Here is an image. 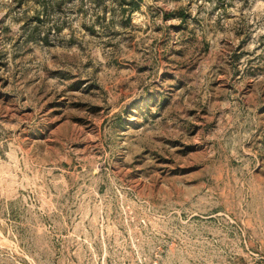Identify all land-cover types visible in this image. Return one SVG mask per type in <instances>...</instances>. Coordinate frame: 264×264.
Instances as JSON below:
<instances>
[{
	"label": "rangeland",
	"instance_id": "obj_1",
	"mask_svg": "<svg viewBox=\"0 0 264 264\" xmlns=\"http://www.w3.org/2000/svg\"><path fill=\"white\" fill-rule=\"evenodd\" d=\"M120 10L0 0V264H264V0Z\"/></svg>",
	"mask_w": 264,
	"mask_h": 264
},
{
	"label": "trees",
	"instance_id": "obj_2",
	"mask_svg": "<svg viewBox=\"0 0 264 264\" xmlns=\"http://www.w3.org/2000/svg\"><path fill=\"white\" fill-rule=\"evenodd\" d=\"M36 1L37 3H39V5L42 6L44 12L50 11V9H52L54 6L58 7L59 3H61V0L60 2L58 0V2L55 3H53L52 0H36ZM117 1L121 9L120 11L122 17L125 16L124 20L126 21V23H128L131 13L133 11L138 10L139 4L142 0H117Z\"/></svg>",
	"mask_w": 264,
	"mask_h": 264
}]
</instances>
